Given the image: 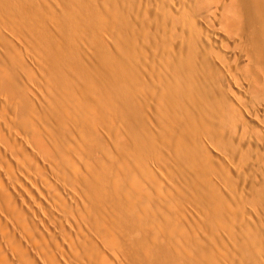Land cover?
I'll return each instance as SVG.
<instances>
[{"label": "bare ground", "instance_id": "obj_1", "mask_svg": "<svg viewBox=\"0 0 264 264\" xmlns=\"http://www.w3.org/2000/svg\"><path fill=\"white\" fill-rule=\"evenodd\" d=\"M200 1L0 0V264H264V116Z\"/></svg>", "mask_w": 264, "mask_h": 264}, {"label": "rangeland", "instance_id": "obj_2", "mask_svg": "<svg viewBox=\"0 0 264 264\" xmlns=\"http://www.w3.org/2000/svg\"><path fill=\"white\" fill-rule=\"evenodd\" d=\"M209 6L211 7L209 8ZM200 7L201 9L212 10L211 12H214L212 15L215 16L216 20L220 18L221 14V20H224L225 25L222 26L220 25L221 23L214 25V32L220 33V35L225 34V37L227 36L226 40L228 39L232 42L231 47H235L233 51L237 53L238 60L234 63V70L249 89L247 90L248 98L253 99V104L262 110L264 116V55L262 56L264 51L259 49L255 43L256 38L264 39V0H202L200 1ZM206 12L210 17V12ZM145 14L155 15V12L150 10V12H144L143 16ZM216 20L215 23H217ZM233 57L235 58L234 55ZM262 122V125L260 124L261 129L257 125L255 126L257 130L254 129L258 133V136L256 135L258 143L252 149V159L245 166L247 168L244 169L245 176L236 183L238 191L242 193L239 201L243 204H239L241 206L245 205L243 209L245 214L249 211V215L252 213L254 215L256 211L251 204L250 194H253L252 197L255 201L260 202L259 200H261L264 206V120Z\"/></svg>", "mask_w": 264, "mask_h": 264}]
</instances>
